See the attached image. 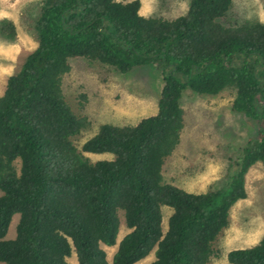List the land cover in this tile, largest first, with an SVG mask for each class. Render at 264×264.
<instances>
[{"label":"trees","instance_id":"1","mask_svg":"<svg viewBox=\"0 0 264 264\" xmlns=\"http://www.w3.org/2000/svg\"><path fill=\"white\" fill-rule=\"evenodd\" d=\"M233 0H190L174 19L140 15V0H42L37 46L0 95V263L211 264L233 205L246 198L245 178L264 167V19L224 24ZM264 7V0H263ZM0 36L15 27L0 21ZM128 74L155 65L162 87L154 114L130 124L89 126L63 92L73 60ZM233 92L231 108L257 125L230 189L190 192L165 181L162 169L185 128L181 97ZM80 109L85 96H80ZM86 154H110L91 162ZM163 208L171 211L163 230ZM130 230L112 261L120 215ZM15 215L16 236L5 240ZM228 264H264V236L227 253Z\"/></svg>","mask_w":264,"mask_h":264},{"label":"rangeland","instance_id":"2","mask_svg":"<svg viewBox=\"0 0 264 264\" xmlns=\"http://www.w3.org/2000/svg\"><path fill=\"white\" fill-rule=\"evenodd\" d=\"M131 1V0H116ZM140 15L174 19L186 12L190 0H140ZM42 0H0V21L9 20L15 27V37L0 36V95L6 80L21 68L25 58L37 46L35 23ZM263 0H233L223 23L262 22ZM71 71L63 79V92L72 109L86 116L89 126L82 130L74 143L81 149L84 142L104 123L130 124L155 113L162 87V72L155 65L136 68L128 74L84 59L73 60ZM85 96L81 110L80 96ZM233 92L225 90L216 96H200L185 89L181 106L185 112V128L175 152L165 161L162 175L165 181L190 192L219 190L223 195L230 189L236 165L243 161L249 139H254L256 123L231 108ZM91 162L112 159L110 154H86ZM246 198L237 201L229 213V227L217 238V256L211 264H228L227 253L233 249L256 245L264 236V167L254 164L245 178ZM2 192L0 191V195ZM171 211L163 208V230ZM115 246L102 248L112 261L120 240L130 230L123 213ZM15 215L5 240L16 236ZM155 252L136 264H150ZM69 264H77L71 253ZM4 264V263H0Z\"/></svg>","mask_w":264,"mask_h":264}]
</instances>
